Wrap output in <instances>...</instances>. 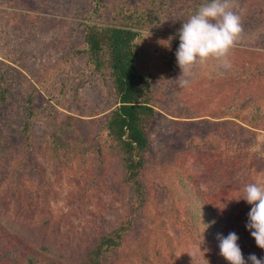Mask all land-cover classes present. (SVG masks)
Masks as SVG:
<instances>
[{"label": "rangeland", "instance_id": "374dc122", "mask_svg": "<svg viewBox=\"0 0 264 264\" xmlns=\"http://www.w3.org/2000/svg\"><path fill=\"white\" fill-rule=\"evenodd\" d=\"M76 1L0 0V50L13 55L11 63L34 82L38 71L55 59L54 39L64 34L70 37L74 27L70 20L73 19L71 7ZM4 8L17 13V19L4 23L1 18V9ZM233 10L241 16L243 32L228 57L231 69L223 70L216 61H209L195 70L189 87L180 88L176 79L181 73L176 67L172 77L158 78L154 86L153 100L159 114L148 132L150 145L146 158L151 182L146 188L150 203L145 208L151 209L152 215L160 211L161 219L167 221L165 229L160 231L157 228V235L153 238L158 242L156 248L175 264H181L187 253V241H192L193 232L189 227H194L191 224L183 226L182 234L175 230L177 226L174 224L177 216L189 212L187 209L196 201L195 197L188 196L191 192H198L214 209L215 216L225 220L227 225H232L231 218L236 217L240 233L243 234L239 224L244 227L245 235H251L246 225L252 206L247 203L245 212L244 200L236 199L242 198L246 184L264 180V121L250 126L242 110L234 111L232 118L223 113V108L229 104L245 107L247 102L256 103L258 100L264 108V0H234ZM61 19H66L63 26H55L54 23ZM173 36V31L166 34L167 40ZM0 55L4 56L3 53ZM17 60L22 64H16ZM75 60H65L66 67L65 63L55 64L60 75L62 73L64 78L70 76L64 88L72 96L56 104L51 100L50 103L55 105L50 117L53 123L50 125L48 120L38 123L30 134L29 141L33 143L30 159L43 173L31 179L25 176L16 178V187L7 184L10 174L6 172L0 179V216L21 221L30 229H38L40 235L49 236L57 227L58 239L85 248L93 242L96 233L108 231L123 218L129 209L130 190L121 183V159L116 152L111 153L104 147L101 155H94L96 128L115 106L109 94L111 81L101 80L100 73L94 75L88 68L81 78L84 85L76 92L82 61ZM238 112L242 113L239 117L236 116ZM218 120H223L218 122L220 125L228 127H233L229 121H235L249 130L237 128V133L241 134L238 140L236 135H230L224 137L230 139L225 142L219 128L213 130L215 132L206 129L208 121ZM201 121L206 123L201 124ZM58 131L64 134L66 140H63L69 146L53 147L57 155L48 157L47 147L42 142L46 141L48 133ZM13 134L6 147L10 155L6 169L20 161L17 155L21 151L17 145L22 136L17 128ZM77 139L80 144L74 146L73 141ZM185 153L192 156L204 153L208 164L213 165L206 175L210 177L209 181H214L211 183H217L210 190H206V179L197 176L192 180L185 179V183H189L184 185L185 192L178 190L176 182L179 179L173 171V162L187 156ZM56 156L58 168L54 167ZM57 169L62 170L59 180L55 177ZM91 177L94 181H87ZM39 181L45 189L36 188ZM9 187H13L11 197L7 192ZM164 187L165 192L162 191ZM50 190L58 194L53 195ZM169 206L173 211L174 222L171 224L165 211ZM234 208L238 210L233 212ZM138 216L132 232L125 233L117 255L110 257L116 264L129 261L122 256L131 259L128 248L135 244V237L140 235L138 231L145 225V215ZM251 241H254L252 235ZM258 259L264 260V255Z\"/></svg>", "mask_w": 264, "mask_h": 264}, {"label": "trees", "instance_id": "16d2710c", "mask_svg": "<svg viewBox=\"0 0 264 264\" xmlns=\"http://www.w3.org/2000/svg\"><path fill=\"white\" fill-rule=\"evenodd\" d=\"M208 2L210 0H77L71 7L73 19L70 20L73 21L74 27L70 37L64 34L54 39L57 49L55 59L49 66L46 64L38 71L36 82L11 63L13 55L0 50V53L4 54L0 55V179L8 172L10 175L7 184L17 187L16 178L25 176L31 179L34 175H42L43 171L30 159L33 144L29 141L30 134L38 123L45 120H48L50 125L53 123L50 117L55 105L50 103L51 100L56 104L61 102V99L68 100L72 96V93H67L64 88L66 82L70 81V76L64 78L62 73L60 75L55 64L76 58L82 61L76 92L84 85L85 81L81 78L88 68L94 75L100 73L101 80L111 81L109 94L113 100L112 105L115 106L101 119L96 128L94 155H101L104 147L111 153L116 152L121 159V183L130 190V205L123 218L108 231L96 233L93 242L85 248L58 239L57 227L50 231L49 236L40 235L38 229H30L31 227L21 221L16 222L14 219L0 216V264H116L110 257L117 255V248L123 244L125 233L132 232L134 220L138 215H145V225L138 231L140 235L135 237V244L128 248L131 259L122 256L123 259L129 260L122 264H175L156 248L158 242L153 238L157 235L155 230L159 228L163 231L167 221L161 219L160 211L152 215L151 209L145 208V205L150 203L149 191L146 188L151 182L147 173L150 166L146 158L150 145L148 132L159 114L153 100V92L156 80L172 77L178 67V33L183 23L195 14L202 4ZM15 14L17 13L13 10L1 9V18L6 24L7 21L17 19ZM65 22L66 19H61L54 24L62 27ZM170 31H173L174 36L167 40L166 34ZM6 56H10L9 59ZM16 64H22V61ZM66 65L67 63L65 67ZM247 105L240 107L229 104L223 108V113L227 118H232L234 111L242 110L250 126L263 122L262 102H247ZM17 106L20 108L15 109ZM242 113L238 112L236 116L239 117ZM227 118L226 120H231ZM222 121H208L206 129L210 132L219 128L225 142L230 139L224 137L228 138L230 135H236L238 140V135L241 134L237 133V128L249 130L235 121H229L234 128L220 125L218 122ZM204 123L206 121H201V124ZM15 128L22 136L17 145L21 151L17 155L20 161L6 169L7 158L10 156L6 147L10 144ZM63 135L60 131L46 135V141L42 143L47 147L45 150L49 153L48 157L57 155L53 147L69 146ZM73 142L74 146L80 144L78 139ZM184 155L187 156L177 158L173 162V171L179 179L176 182L178 190L185 192V186L189 185L185 183V179L192 180L193 176L198 179L205 178L208 183L206 190H210L217 182L211 183L214 181H209L210 177H207L208 170L213 165L208 164L206 155ZM56 159L57 156L54 167L58 168L60 165ZM55 172V177L59 180L62 170L57 169ZM87 181L93 182L94 178L91 177ZM39 182L36 188L45 189L42 181ZM12 189L13 187H9L7 191L10 197ZM162 191H166L165 187ZM50 192L53 195L58 194L57 191ZM188 196L191 199L195 197L196 201L187 209L189 212L179 214L177 222L174 223L179 234L184 233L183 226L191 224L194 227H189L193 232L192 241H187V253L182 257L181 264H230L221 255L220 243L221 238H226L233 232L239 238L237 243L246 264H251L248 257L252 254L263 257V249L258 248L255 240L251 241L250 234L245 235L244 227L239 224L243 234L240 233L236 217L231 218L232 225H227L225 220L215 216L214 209L202 200L203 197L198 192H191ZM242 205L245 209L247 202L244 200ZM236 210L238 209L234 208L233 212ZM165 211L169 224L173 223L171 206ZM244 211L247 212L246 209Z\"/></svg>", "mask_w": 264, "mask_h": 264}, {"label": "clouds", "instance_id": "9594fccd", "mask_svg": "<svg viewBox=\"0 0 264 264\" xmlns=\"http://www.w3.org/2000/svg\"><path fill=\"white\" fill-rule=\"evenodd\" d=\"M233 9L234 0H210L183 23L178 33L179 47L176 51L181 73L176 81L180 88L189 87L195 70L209 61H216L223 70L231 69L228 57L243 32L241 16ZM239 199L252 206L246 227L256 245L264 249V180L246 184L242 198L236 200ZM238 239L234 232L221 238V255L230 264H246ZM248 260L251 264H264V260L254 254Z\"/></svg>", "mask_w": 264, "mask_h": 264}]
</instances>
